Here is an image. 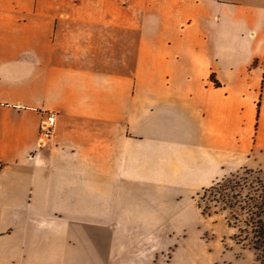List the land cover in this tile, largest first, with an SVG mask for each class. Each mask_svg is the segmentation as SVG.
Returning <instances> with one entry per match:
<instances>
[{
	"label": "crops",
	"instance_id": "obj_1",
	"mask_svg": "<svg viewBox=\"0 0 264 264\" xmlns=\"http://www.w3.org/2000/svg\"><path fill=\"white\" fill-rule=\"evenodd\" d=\"M0 161V264H192L198 193L264 171V0H0Z\"/></svg>",
	"mask_w": 264,
	"mask_h": 264
},
{
	"label": "trees",
	"instance_id": "obj_2",
	"mask_svg": "<svg viewBox=\"0 0 264 264\" xmlns=\"http://www.w3.org/2000/svg\"><path fill=\"white\" fill-rule=\"evenodd\" d=\"M259 173L251 180L233 173L223 177L198 193L197 204L203 214H224L228 224L239 230L235 239L255 249L264 264V171Z\"/></svg>",
	"mask_w": 264,
	"mask_h": 264
},
{
	"label": "rangeland",
	"instance_id": "obj_3",
	"mask_svg": "<svg viewBox=\"0 0 264 264\" xmlns=\"http://www.w3.org/2000/svg\"><path fill=\"white\" fill-rule=\"evenodd\" d=\"M259 170L245 168L232 173L239 178L249 177L251 180L261 174ZM232 173L225 177H230ZM184 229L183 232H175L172 235V242L181 249L185 247L181 256L187 257L192 264H261L259 253L255 249L246 242L239 243L235 239L234 235L239 233V230L228 224L224 214H199L198 217L189 218L184 223ZM172 255V251H168L162 259L169 260Z\"/></svg>",
	"mask_w": 264,
	"mask_h": 264
},
{
	"label": "built area",
	"instance_id": "obj_4",
	"mask_svg": "<svg viewBox=\"0 0 264 264\" xmlns=\"http://www.w3.org/2000/svg\"><path fill=\"white\" fill-rule=\"evenodd\" d=\"M56 115L57 113L55 111L52 110L45 111V117L43 118L41 123V130L39 136L40 145L45 144L53 137L56 129ZM2 166L3 164L0 161V168Z\"/></svg>",
	"mask_w": 264,
	"mask_h": 264
}]
</instances>
